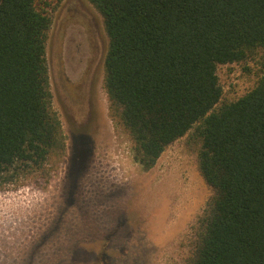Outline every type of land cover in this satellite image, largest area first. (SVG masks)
<instances>
[{
    "label": "trees",
    "instance_id": "obj_1",
    "mask_svg": "<svg viewBox=\"0 0 264 264\" xmlns=\"http://www.w3.org/2000/svg\"><path fill=\"white\" fill-rule=\"evenodd\" d=\"M107 36L104 89L142 171L192 131L213 195L184 264H264V55L257 85L222 97L218 66L264 51V0H88ZM46 0H0V185L65 149L51 103Z\"/></svg>",
    "mask_w": 264,
    "mask_h": 264
},
{
    "label": "rangeland",
    "instance_id": "obj_2",
    "mask_svg": "<svg viewBox=\"0 0 264 264\" xmlns=\"http://www.w3.org/2000/svg\"><path fill=\"white\" fill-rule=\"evenodd\" d=\"M46 2L48 80L65 149L43 171L0 185V264H184L213 195L197 169L199 142L190 131L142 171L110 113L101 16L88 0ZM263 55L217 67L215 109L257 85ZM91 81L99 109L86 122Z\"/></svg>",
    "mask_w": 264,
    "mask_h": 264
},
{
    "label": "flooded vegetation",
    "instance_id": "obj_3",
    "mask_svg": "<svg viewBox=\"0 0 264 264\" xmlns=\"http://www.w3.org/2000/svg\"><path fill=\"white\" fill-rule=\"evenodd\" d=\"M91 84H92V81L89 85V88L86 91V97H84V103H83V108L85 105L86 114H87L86 122H89V119L90 120L93 119L95 113H97V110L99 109V100L97 99L98 97L94 96V94H95L94 89L90 88ZM79 109L82 110V108H80V107H79ZM84 114H85V112H84Z\"/></svg>",
    "mask_w": 264,
    "mask_h": 264
}]
</instances>
